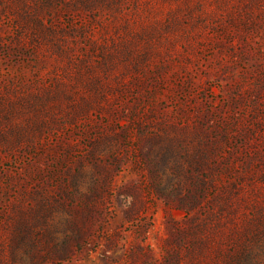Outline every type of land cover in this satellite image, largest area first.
I'll return each mask as SVG.
<instances>
[{"label": "rangeland", "instance_id": "1", "mask_svg": "<svg viewBox=\"0 0 264 264\" xmlns=\"http://www.w3.org/2000/svg\"><path fill=\"white\" fill-rule=\"evenodd\" d=\"M244 245L264 264V0H0V264Z\"/></svg>", "mask_w": 264, "mask_h": 264}, {"label": "trees", "instance_id": "2", "mask_svg": "<svg viewBox=\"0 0 264 264\" xmlns=\"http://www.w3.org/2000/svg\"><path fill=\"white\" fill-rule=\"evenodd\" d=\"M254 255L251 248H249L247 245H244L240 249H235L231 252H225V260L227 264H247V260L249 259V257L251 258Z\"/></svg>", "mask_w": 264, "mask_h": 264}]
</instances>
